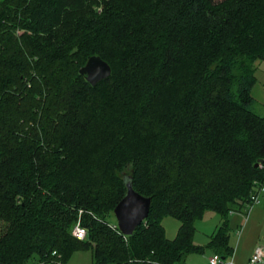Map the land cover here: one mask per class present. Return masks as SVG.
Instances as JSON below:
<instances>
[{"label":"trees","instance_id":"obj_1","mask_svg":"<svg viewBox=\"0 0 264 264\" xmlns=\"http://www.w3.org/2000/svg\"><path fill=\"white\" fill-rule=\"evenodd\" d=\"M92 56L111 68L95 86L79 74ZM259 60L264 0H0V264L231 257V216L264 195ZM127 180L151 204L124 236ZM209 212L219 225L195 245Z\"/></svg>","mask_w":264,"mask_h":264},{"label":"rangeland","instance_id":"obj_2","mask_svg":"<svg viewBox=\"0 0 264 264\" xmlns=\"http://www.w3.org/2000/svg\"><path fill=\"white\" fill-rule=\"evenodd\" d=\"M254 67L256 82L251 90V96L254 100L252 111L264 117V62L256 61ZM161 222L165 237L168 240H173L178 232L179 221L167 216ZM219 222L220 218L215 213H208L202 220L197 221L195 223L194 244L205 246L209 241V236L214 232ZM0 229H3L1 224ZM72 235L76 239L83 240L87 235V230L80 227L77 223L72 230ZM230 242L234 249V261L236 264H248L246 247L255 246L251 257L257 247L264 248V195L260 196V203L254 206L248 215L239 216L237 222H233L230 230ZM191 257L195 259V264L209 263L207 254H192ZM67 264H92L91 254L88 251H77L72 254Z\"/></svg>","mask_w":264,"mask_h":264},{"label":"water","instance_id":"obj_3","mask_svg":"<svg viewBox=\"0 0 264 264\" xmlns=\"http://www.w3.org/2000/svg\"><path fill=\"white\" fill-rule=\"evenodd\" d=\"M79 74L84 76L91 86H95L110 76L111 68L99 56H92L79 70ZM125 186L126 194L115 206L113 214L118 230L124 236H129L147 218L151 199L138 194L130 180L125 181Z\"/></svg>","mask_w":264,"mask_h":264},{"label":"built area","instance_id":"obj_4","mask_svg":"<svg viewBox=\"0 0 264 264\" xmlns=\"http://www.w3.org/2000/svg\"><path fill=\"white\" fill-rule=\"evenodd\" d=\"M263 191V189H260V192ZM260 203L259 194L253 195L251 197V203L248 206V209L251 210L255 205ZM264 260V248L257 247L254 251V254L250 259L248 260V264H259L262 263ZM209 264H236L233 256L229 257L227 260L221 259L218 255L213 254L209 260Z\"/></svg>","mask_w":264,"mask_h":264},{"label":"crops","instance_id":"obj_5","mask_svg":"<svg viewBox=\"0 0 264 264\" xmlns=\"http://www.w3.org/2000/svg\"><path fill=\"white\" fill-rule=\"evenodd\" d=\"M258 205V204H257ZM253 209V208H252ZM252 210H250L249 211V213L251 212ZM210 213V212H209ZM248 213V214H249ZM206 214H208V213H206ZM211 214V213H210ZM210 216V215H209ZM237 219H239V216L238 215H232L231 216V222H232V224H233V222H237ZM194 242V241H193ZM200 246V245H199ZM254 247L255 246H248V247H246L247 248V254H246V259H247V261H248V259H250V257H251V253L253 252V249H254ZM205 254H207L208 256H209V258L213 255L210 251H206L205 253H204V255ZM233 259H234V252H233ZM194 260L195 259H193L192 257H191V255H189L188 257H187V263L188 264H195V262H194ZM236 263V262H235ZM209 264V263H208ZM259 264H261V263H259ZM262 264H264L263 262H262Z\"/></svg>","mask_w":264,"mask_h":264}]
</instances>
